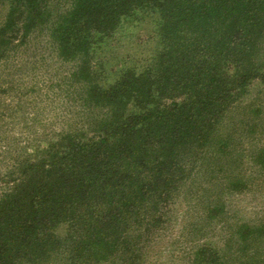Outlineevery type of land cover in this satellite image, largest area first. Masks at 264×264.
Here are the masks:
<instances>
[{
    "label": "trees",
    "instance_id": "1",
    "mask_svg": "<svg viewBox=\"0 0 264 264\" xmlns=\"http://www.w3.org/2000/svg\"><path fill=\"white\" fill-rule=\"evenodd\" d=\"M0 5L7 6L0 20V62L35 32L44 38L49 34L61 62L81 59L79 73H70L69 93L71 103L79 111L82 107L79 131H86L68 145L51 144L45 152L48 168L32 180L35 188L26 197L17 187L24 185L27 168L20 164L9 170L14 186L0 198V264L23 259L37 264L68 238L66 264L106 262L95 256L96 242L111 246V240L123 237V252L130 234L139 236L140 252L156 243L154 230L163 227L177 194L184 200L191 194L204 204L205 214L192 228L202 231L205 216L243 182L227 163L234 164L248 131L226 129L234 115L225 110L240 104L255 80H264V0H0ZM148 8L161 15L164 47L144 71L100 88L89 66V57L98 53L94 38L100 36L101 45ZM163 99L169 103L157 105ZM96 123L94 135L89 134ZM13 194L16 199L9 198ZM66 223L71 236L57 238L56 227ZM81 223L80 234L78 225L73 234ZM252 227L240 225L236 237ZM19 228L26 230L24 237L19 238ZM213 257L214 252L201 248L195 264Z\"/></svg>",
    "mask_w": 264,
    "mask_h": 264
},
{
    "label": "rangeland",
    "instance_id": "2",
    "mask_svg": "<svg viewBox=\"0 0 264 264\" xmlns=\"http://www.w3.org/2000/svg\"><path fill=\"white\" fill-rule=\"evenodd\" d=\"M6 9V5H0V20ZM160 16L151 8L146 11L141 9L134 15L135 19L124 24L113 38H104L101 45L100 36L94 40L92 36L98 53L89 57V66L96 85L108 89L123 78L147 68L154 55L164 47ZM48 37L49 34H46V38L39 37L37 32L29 35L26 44L20 45L8 59L0 62V198L14 184L12 177H8L10 169L21 164V168L25 166L28 170L24 176V185L17 187L19 175L15 185L20 197L24 198L35 188L31 184L32 180H39L41 170L48 168L50 155L45 152L51 144L60 142L57 147L61 143L68 145L86 132L79 131L84 127L81 122L82 107L79 111L77 103H71L69 93V89L73 88L70 73H79L83 63L81 59L61 62ZM101 67H104V73L100 75L98 70ZM130 70L131 74L125 75ZM255 81L254 86L239 97L240 104H230L225 110V113L233 111L234 115L226 122V129L233 126L248 131L241 141L242 145L236 150L234 164L227 163V168L231 164L235 177L242 178L243 182L224 195L223 203L216 206L218 209H213L208 217L205 216L206 227L203 226L199 232L192 229L196 227L195 220L205 214L206 209L202 207L204 204L199 205L191 194L186 200L177 194L175 202L163 216L162 231L154 230L156 243L145 244L144 249L138 252L139 236L130 234L121 252L120 243L125 242L123 237L111 240V246H100L101 243L96 242L95 246L99 249L95 256H101L107 263L91 259L86 264H195L201 248L215 253L212 261L206 259L205 264H264V80ZM167 102L169 100L163 99L157 105ZM241 120H244L242 124ZM97 125L90 127L89 134L94 135ZM245 147L247 152L243 154ZM255 155L257 158L263 155V159H254ZM31 164H36L37 168L31 169ZM194 190L191 192L194 193ZM15 197V194L9 196L10 199ZM27 204L28 201L25 209L21 207L25 214L29 211ZM3 220L0 217V225ZM243 224L250 227L253 224V234L249 236L252 228L243 229V236L238 238L236 235L240 233V225ZM63 225L56 227L59 239L68 238L72 234L69 231L70 223ZM77 225L80 234L83 223L76 224L73 234H76ZM19 229L23 231L19 238L24 237L26 230ZM68 232L69 235L65 236ZM157 234H160L159 237H156ZM114 242L120 245L115 246ZM68 244H71L69 238L58 242L54 251L43 256L37 264H66L69 261L62 258L69 254L70 248L66 249ZM194 250L195 258L190 257ZM55 251L61 254H53ZM24 263L26 259L17 264Z\"/></svg>",
    "mask_w": 264,
    "mask_h": 264
}]
</instances>
